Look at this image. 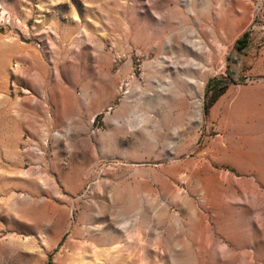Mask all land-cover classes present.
Returning a JSON list of instances; mask_svg holds the SVG:
<instances>
[{"label":"rangeland","instance_id":"obj_1","mask_svg":"<svg viewBox=\"0 0 264 264\" xmlns=\"http://www.w3.org/2000/svg\"><path fill=\"white\" fill-rule=\"evenodd\" d=\"M235 1L0 0V264H264V0Z\"/></svg>","mask_w":264,"mask_h":264},{"label":"trees","instance_id":"obj_2","mask_svg":"<svg viewBox=\"0 0 264 264\" xmlns=\"http://www.w3.org/2000/svg\"><path fill=\"white\" fill-rule=\"evenodd\" d=\"M247 44H248L247 37H244L240 40L241 47H245ZM220 81H221L220 79H217L212 81L214 84H212V82L209 83V87L213 86L219 88L218 91L212 97L211 103L214 102L219 97V95H221L226 90L227 87L226 84L219 85Z\"/></svg>","mask_w":264,"mask_h":264},{"label":"bare ground","instance_id":"obj_3","mask_svg":"<svg viewBox=\"0 0 264 264\" xmlns=\"http://www.w3.org/2000/svg\"><path fill=\"white\" fill-rule=\"evenodd\" d=\"M239 4L240 3H245L247 2V0H236ZM235 1V2H236ZM233 27L235 29V27L237 26V22L235 20H229L227 23V26L229 27ZM230 29V28H229ZM223 47V46H222ZM187 80V79H186ZM189 81V80H188ZM236 183V180H234V184ZM255 194V195H254ZM254 194H251V197H253V199H255L256 201H258L259 203L264 202V193L261 194H256V192ZM250 207V206H249ZM263 208V207H262Z\"/></svg>","mask_w":264,"mask_h":264}]
</instances>
